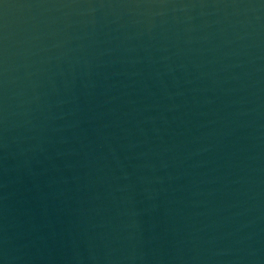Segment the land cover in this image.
<instances>
[{"label":"water","instance_id":"obj_1","mask_svg":"<svg viewBox=\"0 0 264 264\" xmlns=\"http://www.w3.org/2000/svg\"><path fill=\"white\" fill-rule=\"evenodd\" d=\"M0 264H264V0H0Z\"/></svg>","mask_w":264,"mask_h":264}]
</instances>
